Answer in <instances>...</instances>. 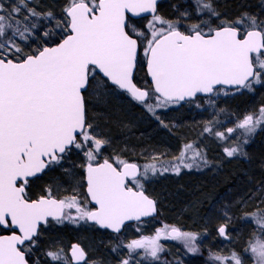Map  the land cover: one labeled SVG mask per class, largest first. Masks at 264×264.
<instances>
[{"label": "snow or ice", "instance_id": "1", "mask_svg": "<svg viewBox=\"0 0 264 264\" xmlns=\"http://www.w3.org/2000/svg\"><path fill=\"white\" fill-rule=\"evenodd\" d=\"M34 2L0 0V227L11 230L10 235H0V264H29L26 252L49 218L57 223L92 221L115 233L127 221L142 223V218L157 211L142 183L149 173L179 174L181 167L211 163L194 143L183 145L175 164L158 168L154 162L144 165L143 171L118 156L104 157L110 140L89 122L86 109L85 93L94 82L96 95L120 90L163 127L168 125L158 110L185 104L199 108L201 100L215 108L221 95L251 92L254 85L264 84V20L247 12L221 19L214 0H192L195 16L208 18L189 24L184 23L192 18L189 11L175 20L159 15L158 0H67L60 19L51 11L40 13L29 7ZM128 13L150 14L151 19L138 27ZM41 17L56 21L55 28L43 33L44 39L50 41L58 34L60 38L53 46L32 48L28 42L37 28L32 21ZM213 18L220 22L214 25ZM140 50L151 77L143 86L133 82ZM215 123L208 121L203 133L213 132ZM261 128L264 105L246 112L235 127L214 134L227 141L239 133L236 146L223 148L227 157H234L246 155L243 144ZM72 151L82 154L79 167L85 175L76 189L86 185L84 199L78 198L76 189L62 199L53 198L51 189L36 199L29 197L30 179L61 165ZM65 173L73 175L69 169ZM260 192L264 203V189ZM224 219H232L227 211ZM242 222L251 223L254 230L246 247L227 255L210 253L213 264H245V258L264 264V208L245 214ZM216 231L231 241L227 224ZM200 235L165 224L152 235L141 234L112 250L127 249V258L119 264H180L162 260L161 238L181 240L188 252L196 253ZM45 255L57 264H89L79 244L71 246L70 257L63 249Z\"/></svg>", "mask_w": 264, "mask_h": 264}, {"label": "rangeland", "instance_id": "2", "mask_svg": "<svg viewBox=\"0 0 264 264\" xmlns=\"http://www.w3.org/2000/svg\"><path fill=\"white\" fill-rule=\"evenodd\" d=\"M66 2L67 0H35L34 3L29 4V7L36 8L40 13L51 11L57 19H60ZM231 3L233 10L228 9L227 12H223L222 6L230 7ZM214 5L221 14V19H235L241 13L247 12L264 20V0H214ZM193 8L192 0H163L157 13L169 20H175L184 11H189L192 13V18L184 21L185 24L195 23L201 18L207 19V17H196ZM41 19L43 18L32 22L37 24ZM148 19L151 17L133 23L138 27H144ZM43 21L40 29L38 26L36 28L41 33L36 34V39L28 42L32 48L38 47L39 43L44 44L43 33L55 28V20L43 19ZM212 22L215 25L220 21L213 18ZM181 30L184 31V28ZM54 37L60 38L59 34ZM145 59L143 50H140L138 70L135 74V81L139 86L147 82L142 66ZM95 87L94 82L93 87L85 93L86 109L89 122L97 125V132L110 140V145L103 149L104 157L118 156L127 161L137 162L143 171L144 165L154 162L157 163L158 168L160 165L167 167L170 163L175 164V157L180 155L183 145L194 143L206 154L211 163L207 166L201 164L199 168L181 167L179 174L168 171L162 174L158 172L153 176L149 173L148 179L142 180L144 190L148 191V196H152L153 193L156 195L157 209L161 213L157 219L129 225L119 234H107L88 221L48 222L40 228L35 238L36 244L31 247V251L26 252L29 259L31 255L35 256L30 263L57 264L45 255L47 251L63 249V254L70 257L71 246L79 244L85 250L89 264H119L121 259L127 258L128 251L126 248H118L114 252L112 250L114 247L127 244L130 240L139 238L141 234L152 235L156 228L165 224L175 225L182 231L201 235L198 237L199 251L196 253L188 252L181 240L161 238L160 243L165 248L161 254L162 260L179 261L180 264H213L210 253L227 255L232 250L241 252L254 231L251 223L242 222V217L264 208V203L260 200L262 195L260 189H264V176H262L264 128L258 129L256 134L243 144L246 155L238 154L234 157H227L223 148L236 146V137L239 133L227 141L218 140L214 133L226 132L227 128L235 127L238 119L246 112L256 111L264 105V84L254 85V90L251 92L221 95L216 100L215 108L203 101L202 107L199 108L194 104H185L183 107L173 105L168 109L158 110V115L168 127H163L126 93L106 89L103 95L98 96L94 92ZM236 97L241 102L240 108L234 111L227 109L226 106L231 107L232 99ZM221 109L224 111L221 112ZM208 121H216L213 132L203 133ZM187 155L191 156V152L189 151ZM153 156L158 157V160L153 161ZM257 162L259 166H255ZM76 163L78 172H75V176L68 175L62 180H54L51 176L45 178L44 182L47 185L45 189H51L52 196L64 198L74 194L77 181L82 180L79 175L83 169L79 165L83 163V159L77 158ZM260 176L262 180L258 178ZM180 178L183 180L177 185H180L177 192L182 194L181 197L176 198L175 207L168 204V198L161 197L159 192H163L162 188L166 187L167 184L164 182H177ZM229 180L233 183L232 188ZM83 188L76 189L81 194L78 198L82 200ZM45 189H43L44 194ZM66 190L69 192H65ZM226 211L232 218L230 221L224 219ZM71 214L75 216V211L72 210ZM221 224L228 225L230 242L218 235L216 229ZM137 228L140 229L139 232ZM245 264H253V261L245 258Z\"/></svg>", "mask_w": 264, "mask_h": 264}, {"label": "flooded vegetation", "instance_id": "3", "mask_svg": "<svg viewBox=\"0 0 264 264\" xmlns=\"http://www.w3.org/2000/svg\"><path fill=\"white\" fill-rule=\"evenodd\" d=\"M160 3H158V5H157V10H158V7H159ZM130 20L132 22H135V21H138V20H141V19H138V20H132V19H130ZM145 61H146V59H145ZM145 61H144V66H145ZM137 70H138V66H137ZM137 70H136V72H137ZM144 73H145V71H144ZM145 75H146V73H145ZM77 158H82V154H80V153H78L76 151H72L71 153H69L67 155V158L62 162L61 165L53 166V167L45 170V172H43L42 174L38 175V177L30 179V181H29L30 187L27 189L28 196L31 197L32 199H36L37 197H39L41 195H44L43 189H45L47 187V185L44 182V180H45V178L47 176H51L54 180H56V179L62 180L63 177H67L68 176L65 173V169L71 170L72 173H73V175L75 176L76 175L75 172H78V170L75 167L77 165V163H76L77 162ZM101 162H102V159H101ZM128 162H130V163H136L137 165H139L137 162H133V161H128ZM78 175H79V173H78ZM84 175H85V173H84V170H83L82 173L79 176H81V178H83ZM64 179H66V178H64ZM85 188H86V185L83 188V192H84ZM65 192H69V191L66 190ZM53 198H55V199H62V197L55 196V195L53 196ZM91 206L92 205H89V207H91ZM50 221H53L54 222L55 220L48 219V222H50ZM47 223H45L44 225H41L39 227V229H38V232H39L40 228L43 227V226H45ZM135 223H138V222H135ZM135 223H131L129 225H132V224H135ZM129 225H127V226H129ZM127 226H125L124 229H126ZM103 232H105V231H103ZM105 233L109 234L108 232H105ZM10 234H11V230L0 227V235H10Z\"/></svg>", "mask_w": 264, "mask_h": 264}, {"label": "trees", "instance_id": "4", "mask_svg": "<svg viewBox=\"0 0 264 264\" xmlns=\"http://www.w3.org/2000/svg\"><path fill=\"white\" fill-rule=\"evenodd\" d=\"M228 9L229 10H233V3H231L230 4V7L228 6V7H224V6H222V11L223 12H227L228 11ZM193 14H194V8H193ZM195 15V14H194ZM232 15H233V13H232ZM205 17H207V16H205ZM208 18V17H207ZM41 23H44V21H43V19H41V20H39V22H37V26H38V28L40 29V27H41ZM41 33V31L40 30H36L35 31V36L33 37V39L35 38L36 39V34H40ZM59 40V38L58 37H52L51 38V40L50 41H46L45 39H44V42L43 43H48V46H51V45H53L55 42H57ZM41 45V43H39L38 44V47ZM141 62H143L142 60H141ZM142 66L144 67V62H143V64H142ZM136 77V76H135ZM145 79H146V81L148 82V80H147V76L145 75ZM135 83H136V81H135ZM137 84V83H136ZM138 85V84H137ZM139 86V85H138ZM233 99H235L234 101H233ZM232 99V106L230 107V105L229 106H226L227 107V109H229V110H232V111H234L235 109H237V108H240V101H239V99L236 97V98H233ZM203 102V100H201L200 101V103H202ZM255 166H259V164H258V162L256 163V165ZM264 167V166H263ZM262 176H264V172L262 173ZM259 179L261 178V176L260 177H258ZM169 180V179H168ZM182 180L183 179H179V180H177V182L176 181H169V182H164V184H167L166 185V187H163L162 189H163V192H159V194H161V197H167L168 198V204H170L171 206H175L176 207V205H175V202H176V198H179V197H181V194H182V192H177V190H178V187L180 186H177L180 182H182ZM260 180H262V179H260ZM259 180V181H260ZM184 182V181H183ZM181 184V183H180ZM229 184H230V186H231V188L233 187V183L232 182H230V180H229ZM148 192V191H147ZM146 191H145V193L148 195V193H147ZM151 198H153L155 201H156V199H157V197H156V195L153 193L152 194V196L151 195H149ZM160 206H161V204H160ZM174 207V208H175ZM161 212H160V210L157 212V216L155 217V218H153V219H151V220H154V219H157V217L159 216V214H160ZM26 256H27V259L29 260V262H30V260H33L34 258L33 257H35V256H32L31 255V259H29L30 257H28V255H27V253H26Z\"/></svg>", "mask_w": 264, "mask_h": 264}, {"label": "water", "instance_id": "5", "mask_svg": "<svg viewBox=\"0 0 264 264\" xmlns=\"http://www.w3.org/2000/svg\"><path fill=\"white\" fill-rule=\"evenodd\" d=\"M162 0H158V2H157V5H158V3H160ZM128 16H129V18L130 19H132V20H138V19H143V18H145V17H151L150 16V14H141L140 16H135V15H133L132 13H128ZM51 46H53V45H51ZM137 70V69H136ZM136 70L134 71V74H133V82L135 83V73H136ZM144 71H145V73H146V75H147V80H148V82H150L151 81V77L147 74V62L145 61V66H144ZM122 92V91H121ZM38 175H40V174H38ZM146 194V193H145ZM147 195V194H146ZM149 198H151V197H149ZM151 199H153V198H151ZM156 209H157V204H156ZM157 212H158V209H157V211H156V213L152 216V217H144V218H142V221H147V220H150V219H153V218H155L156 217V215H157ZM49 219H51V220H53L52 218H49ZM89 223H91V224H93V225H95L96 226V228L97 229H99V230H101V231H105V232H108L109 234H111V235H114V234H119V233H115V232H113L111 229H106V228H101L99 225H96L94 222H92V221H88ZM136 221H127L126 222V226L127 225H129V224H131V223H135ZM45 223H42L41 225H44ZM40 225V226H41ZM124 229V228H123ZM123 229L121 230V232L123 231ZM18 231V230H17ZM120 232V233H121ZM26 259H27V257H26ZM29 264H30V262H29Z\"/></svg>", "mask_w": 264, "mask_h": 264}]
</instances>
